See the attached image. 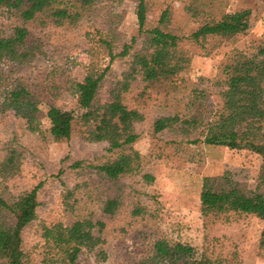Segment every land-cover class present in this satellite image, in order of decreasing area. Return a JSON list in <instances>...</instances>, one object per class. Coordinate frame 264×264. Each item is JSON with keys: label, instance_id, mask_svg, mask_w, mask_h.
<instances>
[{"label": "rangeland", "instance_id": "1", "mask_svg": "<svg viewBox=\"0 0 264 264\" xmlns=\"http://www.w3.org/2000/svg\"><path fill=\"white\" fill-rule=\"evenodd\" d=\"M168 7L172 10L171 30L182 38L181 48L188 61V93L195 104L192 110L197 109L204 119L211 118L223 108V89L214 85L222 58L206 56L212 42L203 49L189 39L198 26L184 10V0H149V23L156 25ZM222 7L226 12L251 10L254 29L236 48L250 57L264 58V1L222 0ZM17 23L13 14L0 15L3 33L11 32ZM30 28L31 38L41 45L43 55L22 66L1 64L0 77L3 81H23L41 100L45 113L49 102L77 111V85L90 65L106 62L101 40L114 31L123 34L117 44V52H122L124 42L130 43L137 34L136 4L132 0H98L87 8L76 27ZM129 71L128 58L112 65L100 90L102 101L109 99L111 86ZM140 80L141 76L136 87L142 84ZM57 93L59 96L53 98ZM137 105L146 120L136 125L140 138L126 150L140 154L141 169L116 182L104 179L97 170L115 157L108 152L109 145L87 142L79 125L70 142H56L46 117L29 124L15 111L0 109V164L11 148L22 154L20 172L8 180L0 178V195L12 199L39 187V218L23 233L30 264L63 263V254L44 239V229L91 216L94 222L105 220L102 207L110 198L120 200V211L112 222L106 220L102 235L95 230L101 242L93 250L84 249L76 264H136L150 255L158 240L192 246L195 259L208 255L226 264H264V222L252 215H232L229 222L205 219L200 200L206 176L228 177L255 191L261 159L248 152L180 144L182 137L170 131L156 135L154 123L169 112L151 100ZM78 162L83 164L75 167ZM144 175L154 180L149 182ZM76 187L77 194L71 199L76 209L72 212L65 198ZM137 209L142 210L139 216L134 214Z\"/></svg>", "mask_w": 264, "mask_h": 264}, {"label": "trees", "instance_id": "2", "mask_svg": "<svg viewBox=\"0 0 264 264\" xmlns=\"http://www.w3.org/2000/svg\"><path fill=\"white\" fill-rule=\"evenodd\" d=\"M97 1L0 0V15L13 14L18 21L11 32L0 31V65L22 66L43 55L41 45L31 38V25L76 27L87 8ZM132 1L136 4L137 34L130 38V43L124 42L122 52H117V44L122 41L123 34L114 31L101 40L106 62L102 66L90 65L83 81L77 85V111L49 102L45 113L41 100L28 85L18 79L11 82L0 77L1 111H15L29 124L46 117L56 142H70L79 125L84 140L109 145L108 152L115 157L97 170L104 179L116 182L141 169L140 154L127 152L126 148L139 140L136 125L146 120L137 104L155 101L169 114L154 123V134L170 131L182 137L180 144L248 152L262 161L255 191H249L246 184L228 177H204L200 198L202 216L229 222L232 215H252L264 222V58L250 57L236 48L254 29L251 10L226 12L222 0H184V10L198 26L189 39L203 49L207 42H212L206 56L222 58L214 85L223 89V108L204 119L197 109L192 110L195 104L188 93V61L181 48L182 38L171 30V8L162 12L156 25H151L147 10L149 0ZM125 58L129 59L130 71L111 86L109 99L102 101L100 90L112 65ZM139 76L142 84L136 87ZM58 96L57 93L52 97ZM8 151L0 164L3 180L14 177L21 170L22 154L13 148ZM82 164L78 162L75 167ZM143 177L149 182L154 180L149 175ZM77 190L78 187L69 191L65 198L66 206L72 212L76 205L71 204V199ZM38 192L39 187H36L12 199L0 195V261L5 264H30L23 233L39 218ZM120 208V200L110 198L102 207L105 220L94 222L91 216L68 224L60 223L45 228L43 237L63 254L61 264H76L84 249L93 250L99 245L101 240L95 230L98 228L102 235L107 228L106 220L112 222ZM141 212L137 209L134 214L139 216ZM261 246L264 248V234ZM136 264L226 263L208 255L195 259L192 246L158 240L152 244L150 255Z\"/></svg>", "mask_w": 264, "mask_h": 264}]
</instances>
